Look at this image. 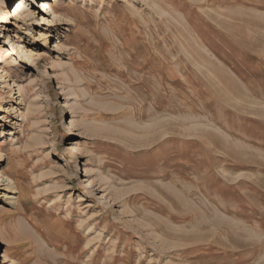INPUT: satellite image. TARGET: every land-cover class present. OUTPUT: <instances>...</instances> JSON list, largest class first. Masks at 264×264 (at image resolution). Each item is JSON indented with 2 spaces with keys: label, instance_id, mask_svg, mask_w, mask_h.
<instances>
[{
  "label": "rangeland",
  "instance_id": "rangeland-1",
  "mask_svg": "<svg viewBox=\"0 0 264 264\" xmlns=\"http://www.w3.org/2000/svg\"><path fill=\"white\" fill-rule=\"evenodd\" d=\"M38 1L0 31V264H264V0Z\"/></svg>",
  "mask_w": 264,
  "mask_h": 264
},
{
  "label": "bare ground",
  "instance_id": "bare-ground-1",
  "mask_svg": "<svg viewBox=\"0 0 264 264\" xmlns=\"http://www.w3.org/2000/svg\"><path fill=\"white\" fill-rule=\"evenodd\" d=\"M58 1L59 0H40L39 1V4H40L39 10L42 13L41 24L48 23V18L44 15V13L53 15L56 18V21H59L58 24L62 23V20L64 18H63V14L58 13V10L60 8V6L57 5ZM35 5L36 4L32 0H28V1L26 0H0V31H3L2 33H5L4 31L9 29V26L10 24L12 25L13 21H16L17 23L18 21L22 20L21 22H23L24 25L26 23L29 24L30 23L29 21L32 20V18L36 17L34 16L35 13L33 11V8L35 7ZM9 6L11 7L9 8ZM7 8H9L8 12L11 16L6 14L5 11ZM25 15L29 19L24 18ZM11 17L14 19L10 20ZM13 38L14 36L10 35V33H7L5 36L0 37V79L3 78L4 71H7L10 74L11 72H14L11 69L14 68L15 66L13 62L14 60H16L17 51H16V44ZM24 52L25 51H23V53ZM10 57H12L13 60H10L9 59ZM0 174H1V171H0ZM1 179L2 180L0 181L3 183L1 184L0 182V185H6V189H8L9 192L6 191L3 193H0V202H7L11 206L14 207L15 204L18 203V199H19V197L17 196L18 190H16V185H17L16 181L9 176H5L4 173L1 176ZM11 214L12 213L0 211V220L2 219V217L11 216ZM17 223H18L17 224L18 231L20 233L28 234L29 236V234L31 233V230L28 225L29 223L24 222L21 219H19ZM1 238H3V234H0V242H2ZM10 264H17V261L11 260Z\"/></svg>",
  "mask_w": 264,
  "mask_h": 264
}]
</instances>
